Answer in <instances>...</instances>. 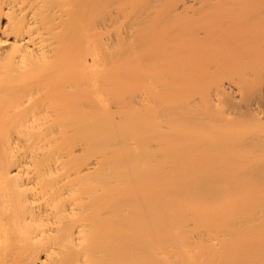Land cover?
I'll use <instances>...</instances> for the list:
<instances>
[{"label": "bare ground", "instance_id": "obj_1", "mask_svg": "<svg viewBox=\"0 0 264 264\" xmlns=\"http://www.w3.org/2000/svg\"><path fill=\"white\" fill-rule=\"evenodd\" d=\"M0 264H264V0H0Z\"/></svg>", "mask_w": 264, "mask_h": 264}]
</instances>
